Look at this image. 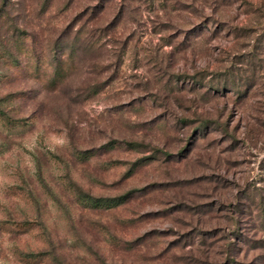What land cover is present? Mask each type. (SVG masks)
Returning <instances> with one entry per match:
<instances>
[{
  "label": "rangeland",
  "instance_id": "374dc122",
  "mask_svg": "<svg viewBox=\"0 0 264 264\" xmlns=\"http://www.w3.org/2000/svg\"><path fill=\"white\" fill-rule=\"evenodd\" d=\"M258 200L264 0H0V264H264Z\"/></svg>",
  "mask_w": 264,
  "mask_h": 264
},
{
  "label": "trees",
  "instance_id": "16d2710c",
  "mask_svg": "<svg viewBox=\"0 0 264 264\" xmlns=\"http://www.w3.org/2000/svg\"><path fill=\"white\" fill-rule=\"evenodd\" d=\"M99 21L96 20L94 25L86 28L83 24L78 27L74 32L71 29H66V33H68V37L66 40L64 38H58L53 42V46L48 50V58L47 61H43L40 63V59L33 62L34 65L42 66L43 64L48 65L51 68L49 71L48 82L51 87L58 88L61 86L70 76L72 73V65L75 63V60H81L82 57H85L87 54L94 53L97 49L101 48L103 43H101L102 38L100 33H104V27L99 26ZM100 32V33H97ZM60 52L59 57L57 54ZM35 53V51H34ZM67 55L65 56V54ZM36 53H32L33 59H37ZM73 63V64H72ZM37 66V67H39ZM40 69V68H39ZM208 86L214 92L218 91V88H224L222 84L218 83H209ZM208 88V89H209ZM123 198L117 199H94L89 198V201L96 205V207H100L99 205H104L105 208H114L118 204H120V200ZM122 203V202H121ZM262 203L261 200H258L257 210L258 213L263 217L261 220V226L264 228V206H260ZM109 205V206H108ZM234 213H239V216H247L249 217L248 213L250 212V206H234ZM235 225V222H234ZM233 236L236 237L237 241L240 243L242 238V232L237 231V222L236 225L232 229ZM227 254L231 256V252L234 251V248H230V246H226ZM233 255V254H232ZM234 256V255H233ZM229 264H234V258L231 256L228 258Z\"/></svg>",
  "mask_w": 264,
  "mask_h": 264
}]
</instances>
